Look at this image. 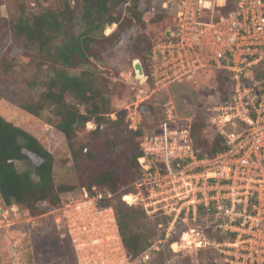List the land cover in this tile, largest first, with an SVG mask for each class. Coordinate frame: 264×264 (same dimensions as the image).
<instances>
[{"label": "built area", "instance_id": "obj_1", "mask_svg": "<svg viewBox=\"0 0 264 264\" xmlns=\"http://www.w3.org/2000/svg\"><path fill=\"white\" fill-rule=\"evenodd\" d=\"M174 2L173 25L152 47L144 77L165 86L209 70L227 76L223 108L233 128L222 150L201 157L191 126H180L170 106L158 131L141 142V174L125 196L136 199L126 202L168 219L159 243L201 213L213 214L228 235L214 264H264V0ZM93 188L58 208L78 264L146 263L159 243L129 259L113 204L123 189Z\"/></svg>", "mask_w": 264, "mask_h": 264}, {"label": "rangeland", "instance_id": "obj_2", "mask_svg": "<svg viewBox=\"0 0 264 264\" xmlns=\"http://www.w3.org/2000/svg\"><path fill=\"white\" fill-rule=\"evenodd\" d=\"M58 6H63V0H0V55L7 52L8 61L14 67L10 79L0 76L3 93L0 114L36 136L53 154L55 184L69 189L60 194L61 198H66L72 195L79 197L87 189L80 185L69 142L57 128L50 107L36 116L21 108L18 101L22 96L39 99L51 72L47 65H37L36 57L27 56L22 44L13 43L11 39L12 20L22 9L33 17L49 7ZM139 10L144 26H135L132 33L123 36L115 46H108L97 57H91L90 68L98 71L109 85L110 112L106 117L116 121L119 111L126 109L127 112L116 123L107 120L98 128V121L92 118L85 126L78 127L75 146L78 149L84 146L83 153L92 156L88 158L87 179L106 171H113L122 179L133 177L136 167L129 159L140 149L146 135L158 131L170 106H173V114L180 126H191L194 121L200 123L208 147L212 146L217 136L224 137L233 128L232 119L226 121L228 115L223 108L229 93L225 91L227 84L222 74L204 71L165 86L155 85L151 80L138 76L134 63L139 61L146 70L150 49L173 24L171 15L176 11V4L174 0H140ZM116 28V24L107 25L106 34L113 33ZM72 72L79 73L81 68L72 69ZM34 79L36 86L30 88L27 82ZM137 95H140L139 100L143 99L142 102L137 100ZM66 100L76 104L71 94H67ZM76 105L81 113H86V105ZM137 129L142 134L136 133ZM16 166L20 171L27 168L19 161ZM130 182L120 189H133L134 182ZM135 199L133 195L126 197L129 202ZM58 208L53 206L43 214L34 215L17 205L4 206L0 198V264H78L75 248L60 221ZM139 219L143 227L150 228V234L154 220L147 218L145 213ZM217 219L213 214L201 213L182 228L176 227L172 233L175 240L171 243L154 240L153 245L159 243L160 249L154 251L152 258L144 264H214L219 244L223 243L220 240L223 231L218 227ZM182 229L184 232L195 230L202 246L183 248L179 245L184 232L180 236L178 233Z\"/></svg>", "mask_w": 264, "mask_h": 264}, {"label": "trees", "instance_id": "obj_3", "mask_svg": "<svg viewBox=\"0 0 264 264\" xmlns=\"http://www.w3.org/2000/svg\"><path fill=\"white\" fill-rule=\"evenodd\" d=\"M139 1L63 0V6L49 7L33 17L22 9L12 20V42L22 44L27 56L33 59L36 57L37 65H47L51 72L49 80L44 83L45 91L39 99L36 100L34 96L29 98L22 96L18 98L19 105L36 116H40L46 107L51 108L57 128L65 135L71 147L80 185L86 186L90 192H94L93 187L96 186L97 190H104L107 187L116 192L124 184H131V180L134 182L141 174V162L145 155L140 147L129 159L136 167L133 177L122 179L113 171H106L87 179L88 158L92 156L83 153L84 146L78 149L74 142L78 127L85 126L92 118L98 121L99 128L107 120L116 123L126 115L127 111L123 109L118 112L116 121L106 117L110 112L107 97L109 85L104 82L98 71L90 68V65L91 57H97L108 46H115L123 36L131 34L135 26L145 25L142 12L139 10ZM111 24H116L117 28L108 35L106 26ZM151 50L152 48L149 54ZM76 68H81V72L73 73L72 69ZM13 69V65L8 61L7 52L2 53L0 76L10 79L14 74ZM146 71L150 73L147 63ZM221 76L227 84L228 77ZM12 83L17 86L15 80H12ZM27 85L30 88L35 87L36 79L29 80ZM225 91L228 93L226 89ZM67 94L73 95L76 104L86 105V113H81L76 104L69 103L66 100ZM2 98L3 93L0 90V100ZM141 106L145 107V104L141 103ZM135 132L142 134L139 129ZM191 135L194 148L201 157L214 155L225 147L224 137L221 136H217L212 146L208 147L198 121L191 124ZM204 149L206 151H203ZM17 161L26 164L27 168L20 171L16 166ZM122 189L123 197L119 194L116 202L109 201L106 204H114L128 257L134 261L152 247L154 240L166 238L165 227L169 221L162 217L148 216L141 206L128 205L125 196L132 188ZM68 190L67 187L55 184L53 154L36 136L0 114L2 204L7 207L17 205L34 215H40L53 206H60L64 200L60 194ZM44 204L47 206L45 207ZM144 213L147 218L154 220L150 234L148 232L150 228L143 227L139 219ZM162 220L165 223L163 229L158 226ZM182 231L183 229L179 230L178 234L180 235ZM222 234L220 240L228 236ZM166 240L171 243L175 238L172 236Z\"/></svg>", "mask_w": 264, "mask_h": 264}, {"label": "bare ground", "instance_id": "obj_4", "mask_svg": "<svg viewBox=\"0 0 264 264\" xmlns=\"http://www.w3.org/2000/svg\"><path fill=\"white\" fill-rule=\"evenodd\" d=\"M138 76L139 77L142 76L141 78L144 77L143 75H138ZM198 237H199V234L195 230H189L187 232H184L181 236V240L179 242V245H181L183 248L200 247L202 245H201V242L199 240L200 238H198Z\"/></svg>", "mask_w": 264, "mask_h": 264}, {"label": "water", "instance_id": "obj_5", "mask_svg": "<svg viewBox=\"0 0 264 264\" xmlns=\"http://www.w3.org/2000/svg\"><path fill=\"white\" fill-rule=\"evenodd\" d=\"M169 31L167 32V35H169ZM136 72L138 73V75H143L144 76V67L142 66V64L139 61H136L134 63ZM144 78V77H143Z\"/></svg>", "mask_w": 264, "mask_h": 264}]
</instances>
